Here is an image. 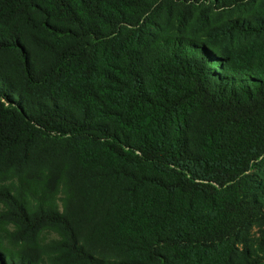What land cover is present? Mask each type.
<instances>
[{"label": "trees", "instance_id": "1", "mask_svg": "<svg viewBox=\"0 0 264 264\" xmlns=\"http://www.w3.org/2000/svg\"><path fill=\"white\" fill-rule=\"evenodd\" d=\"M261 35L264 0H0V264H264Z\"/></svg>", "mask_w": 264, "mask_h": 264}, {"label": "rangeland", "instance_id": "2", "mask_svg": "<svg viewBox=\"0 0 264 264\" xmlns=\"http://www.w3.org/2000/svg\"><path fill=\"white\" fill-rule=\"evenodd\" d=\"M261 38L264 37V35L260 36ZM238 43H243V39H240L237 41ZM52 237H56V235L52 232L49 233H44L42 235V239L43 241L49 240ZM264 237V226H254L251 228V230L249 231V240L250 242H255L258 239Z\"/></svg>", "mask_w": 264, "mask_h": 264}]
</instances>
